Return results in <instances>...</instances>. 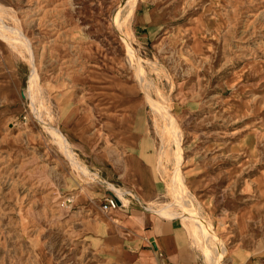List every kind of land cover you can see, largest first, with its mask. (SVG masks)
<instances>
[{
  "label": "rangeland",
  "instance_id": "1",
  "mask_svg": "<svg viewBox=\"0 0 264 264\" xmlns=\"http://www.w3.org/2000/svg\"><path fill=\"white\" fill-rule=\"evenodd\" d=\"M167 115L219 264H264V0H0V264H118L90 224L99 205L80 210L105 190L125 198L131 131L161 188L142 204L181 214Z\"/></svg>",
  "mask_w": 264,
  "mask_h": 264
},
{
  "label": "crops",
  "instance_id": "2",
  "mask_svg": "<svg viewBox=\"0 0 264 264\" xmlns=\"http://www.w3.org/2000/svg\"><path fill=\"white\" fill-rule=\"evenodd\" d=\"M133 132H130L127 140L120 142V147L126 151L127 184L122 181V186L129 191L123 193L125 198L117 197L114 192L118 190L109 184V188L117 191L97 193L93 196V201L90 200L91 203L80 211L88 215L94 214L96 218L98 212L93 209L99 205L104 218L90 224H98V229L102 232V246L118 264H201L182 220L177 217L165 218L151 209L147 210L145 204H142L160 194L161 188L153 172L152 147L143 137L136 139ZM84 148L82 153L90 156L87 148ZM94 160L104 168L109 163L107 157H97ZM107 197H116L119 207L115 210H103L104 204H100L103 201L105 203Z\"/></svg>",
  "mask_w": 264,
  "mask_h": 264
},
{
  "label": "bare ground",
  "instance_id": "3",
  "mask_svg": "<svg viewBox=\"0 0 264 264\" xmlns=\"http://www.w3.org/2000/svg\"><path fill=\"white\" fill-rule=\"evenodd\" d=\"M135 1L132 2L130 5V10L134 8ZM4 28V27H2ZM4 39H8L6 36H4ZM4 41V40H3ZM6 42V41H5ZM2 43V41H1ZM9 51V50H8ZM129 56L133 57L134 53L132 51H129ZM133 60V59H132ZM33 73V71H32ZM35 76V75H34ZM32 75V77L34 78ZM140 90V89H139ZM154 101V100H153ZM149 101L150 104L158 109L161 110L162 107H155L158 106L157 103ZM126 110V109H125ZM128 110V109H127ZM168 114V113H166ZM166 117L167 120V129L170 132L172 136H174V144L177 147V153L175 154V164L176 167L174 168V174L173 177L171 178V183H170V194L173 197L175 201V206L181 210V214H178L175 211H172V208L170 205H166L162 211L159 212L160 215L163 217H168V218H175V217H182L184 220L190 222L191 224L194 225V237L196 242H200L202 244V249L205 248L208 250L213 256V264H219V257L221 256L222 252L224 251L223 247L221 246V243L219 239L215 238L213 235L212 231V226L209 222L203 220L201 217L200 213L197 211L194 205V199L191 193L187 190L186 185L184 183L183 177L180 174V170L177 169V165L180 163V153H179V145H180V139L179 137L176 136V130H175V123L174 120L170 115H167ZM53 133L60 139L63 148L65 149V153L67 156H71V161L75 166H79L78 163L76 162L75 159L72 157V153L70 152L69 149H67V141L63 137V135L58 131L55 130ZM155 211V210H153ZM222 250V252H221ZM224 256V254H223Z\"/></svg>",
  "mask_w": 264,
  "mask_h": 264
},
{
  "label": "built area",
  "instance_id": "4",
  "mask_svg": "<svg viewBox=\"0 0 264 264\" xmlns=\"http://www.w3.org/2000/svg\"><path fill=\"white\" fill-rule=\"evenodd\" d=\"M119 207L116 197H107L102 209L105 211L115 210Z\"/></svg>",
  "mask_w": 264,
  "mask_h": 264
}]
</instances>
